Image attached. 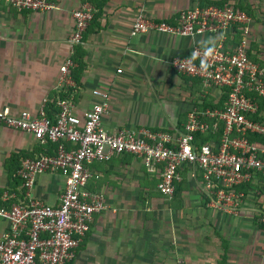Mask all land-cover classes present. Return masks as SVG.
Returning a JSON list of instances; mask_svg holds the SVG:
<instances>
[{
  "label": "crops",
  "instance_id": "obj_1",
  "mask_svg": "<svg viewBox=\"0 0 264 264\" xmlns=\"http://www.w3.org/2000/svg\"><path fill=\"white\" fill-rule=\"evenodd\" d=\"M47 1L51 9L30 11L0 0V110L12 115L26 110L35 116L44 107L54 119L58 98H67L72 112L82 115L101 101L93 93L98 90L108 96L101 118L107 131L173 132L182 129L191 110L205 109L203 99L220 104L218 89L177 73L170 60L187 54L195 42L205 44L211 38L208 45L218 43L223 32H138L133 23L139 12L175 25L179 12L188 7L230 2L249 9L250 14L243 10L250 18L249 49L264 67V0ZM84 4L93 7L94 16L82 43L71 46L73 11ZM225 36L227 42L230 30ZM74 56L68 74L72 83L67 84L61 67ZM48 147L31 133L0 123V204H59L62 172L38 173L27 191L16 170L24 157L48 154ZM87 167L98 174L87 188L100 193L106 207L93 215L70 264H264V225L259 221L264 187L257 179L245 191L241 208L231 214L206 206L199 178L192 175L197 171L189 165L181 167L170 199L157 188L159 167L151 170L134 154H118ZM4 193L12 197L4 201ZM8 230L9 221L0 217V236Z\"/></svg>",
  "mask_w": 264,
  "mask_h": 264
},
{
  "label": "built area",
  "instance_id": "obj_2",
  "mask_svg": "<svg viewBox=\"0 0 264 264\" xmlns=\"http://www.w3.org/2000/svg\"><path fill=\"white\" fill-rule=\"evenodd\" d=\"M6 1L17 10L45 11L53 7L47 0ZM92 9L84 4L73 11L71 46L82 43ZM249 21L248 14L230 2L185 8L175 25L150 20L143 12L136 15L133 30L138 32L152 30L180 36L223 32L218 43L195 42L187 54L170 60L177 73L200 79L205 88L218 89V102L222 104L191 110L182 129L109 132L101 126L108 96L98 90L93 93L101 101L82 115L72 112L67 98L55 100L58 111L54 120L46 116L44 107L35 116L26 110L16 115L0 110L3 125L31 133L41 143H56L54 153L21 161L17 172L24 188L30 190L36 175L43 171L65 175L57 206L40 201L0 204V217L9 221V230L0 236V264H70L93 215L106 207L103 196L87 188L88 180L98 177L87 165L122 153L141 157L151 170L159 167L157 188L167 199L174 194L181 167L192 166L206 206L236 214L245 197L239 186L252 183L258 175L264 178V119L254 117H264L258 103V97H264V67L248 53ZM236 28L241 38L230 41ZM228 30L232 36L225 42ZM72 65L69 59L61 67L67 84L72 83L68 76ZM2 197L6 201L12 196L4 193ZM259 221L264 225V208Z\"/></svg>",
  "mask_w": 264,
  "mask_h": 264
},
{
  "label": "trees",
  "instance_id": "obj_3",
  "mask_svg": "<svg viewBox=\"0 0 264 264\" xmlns=\"http://www.w3.org/2000/svg\"><path fill=\"white\" fill-rule=\"evenodd\" d=\"M220 5H222V3L221 4H219V6ZM93 8V7H92ZM242 9V8H241ZM243 10H245L248 14H250L251 13V11L249 10V9H246V8H243ZM92 13H93V15H92V18H93V16H94V9H92ZM234 37H233V39H231L230 41H238L240 38H241V35H240V31L239 30H237V28L235 29V32H234ZM229 41V43H231ZM248 53H249V56H250V58L251 59H253L254 61H260L257 57H256V55L255 54H253L252 52H251V50L249 49V51H248ZM72 61H76V56H74V57H72ZM186 79H188V78H186ZM194 79V78H193ZM196 79V78H195ZM198 80V79H197ZM203 105L201 104V107H209V108H212V107H214V106H217V107H222V104L220 103V104H218V105H214L211 101H207L206 99H203ZM258 103H259V109L260 110H263L264 111V97H258ZM55 105V104H54ZM200 106V105H199ZM255 117V119L257 118V119H264V117H261V118H259V117H257L256 115L254 116ZM54 119H55V117H54ZM53 118H51V120H54ZM206 139V136H203V140H205ZM44 143H46L47 145H49V147H48V149H49V153L48 154H52V153H54V151H55V149H56V143H54V142H51V141H49V140H45V142ZM66 144V146H68V144L70 145V143H68V142H66L65 143ZM46 147V146H45ZM69 147V146H68ZM25 158V157H24ZM23 158V159H24ZM22 159V160H23ZM19 169V167L16 169V170H18ZM14 172V171H13ZM257 180H258V183L259 184H262V186L264 187V178L263 177H261L260 175H258L257 176ZM250 185V183H247V184H241L240 186H239V189L241 190V191H243V193H245V191H247V188H248V186ZM260 191H261V189H259ZM263 191V190H262ZM261 191V192H262ZM1 193H2V191L0 190V196H1Z\"/></svg>",
  "mask_w": 264,
  "mask_h": 264
},
{
  "label": "clouds",
  "instance_id": "obj_4",
  "mask_svg": "<svg viewBox=\"0 0 264 264\" xmlns=\"http://www.w3.org/2000/svg\"><path fill=\"white\" fill-rule=\"evenodd\" d=\"M212 43V39L209 38V40L205 41V44L208 45V44H211ZM209 53L212 51V48H207L206 49Z\"/></svg>",
  "mask_w": 264,
  "mask_h": 264
},
{
  "label": "rangeland",
  "instance_id": "obj_5",
  "mask_svg": "<svg viewBox=\"0 0 264 264\" xmlns=\"http://www.w3.org/2000/svg\"><path fill=\"white\" fill-rule=\"evenodd\" d=\"M191 81H193V82L195 83V81H197V80H195V79H192ZM198 81H199V80H198ZM198 81H197V82H198ZM198 83H199V82H198ZM198 83H196L198 86H197V87L195 86V87H196V88H201V90H202V93H203V94H205V93H204V92H205L204 88H203V87H201V86H200ZM167 89H169V88H167ZM212 89H213V88H212Z\"/></svg>",
  "mask_w": 264,
  "mask_h": 264
}]
</instances>
